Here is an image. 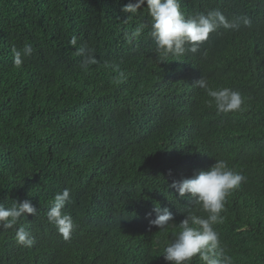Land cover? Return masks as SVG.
I'll list each match as a JSON object with an SVG mask.
<instances>
[{"label": "trees", "instance_id": "obj_1", "mask_svg": "<svg viewBox=\"0 0 264 264\" xmlns=\"http://www.w3.org/2000/svg\"><path fill=\"white\" fill-rule=\"evenodd\" d=\"M135 2L0 0V205L37 209L0 226V264H169L163 248L180 221L208 215L170 185L216 160L246 177L214 225L221 246L233 264H264V0H180L186 18L219 11L237 26L164 61L147 7L122 11ZM26 44L17 67L13 50ZM89 52L98 63L85 69ZM202 77L238 91L241 108L218 112ZM64 189L68 240L47 220ZM156 204L174 225L150 226ZM20 227L31 247L17 243Z\"/></svg>", "mask_w": 264, "mask_h": 264}, {"label": "clouds", "instance_id": "obj_2", "mask_svg": "<svg viewBox=\"0 0 264 264\" xmlns=\"http://www.w3.org/2000/svg\"><path fill=\"white\" fill-rule=\"evenodd\" d=\"M144 6L151 17L149 35L155 43V51L161 61L170 55L181 57L188 52L196 53L199 45L207 41L209 34L218 26L225 29L237 26L219 11L186 18L181 11L180 0H136L135 3L125 5L122 11L134 14ZM243 23L246 26L250 25L246 18ZM140 33L141 29L138 28L131 35L138 37ZM71 43L75 45V38ZM13 51V62L19 67L23 63V58L30 56L33 49L30 44H26L22 50ZM84 52L85 49L81 48L77 54L83 55ZM97 63V59L89 52L82 67L87 69L89 65ZM195 84L206 90L207 95L212 98L210 103H215L218 112L228 113L241 108L243 100L238 91L229 88L213 90L208 87L203 77ZM245 180L243 174L229 169L224 160H216L208 170H201L192 178L174 180L170 187L175 189L178 196L187 197L191 204L199 205L208 215L206 218L191 212L185 215L179 223L180 230L163 248L164 260L169 264H190L194 257H198L204 264H233L232 257L221 246L220 236L214 225L223 222L221 213L226 197ZM70 199L69 190L64 189L55 195L53 206L47 211L48 222L65 240L70 239L75 227L71 216L63 211ZM152 211L155 213V219H150V226L162 230L175 224L174 215L168 208H161L156 204ZM36 212V207L29 200L16 201L9 208L0 205V226L12 228L22 216L35 215ZM15 239L18 244L26 247H31L34 242L24 227L17 229Z\"/></svg>", "mask_w": 264, "mask_h": 264}]
</instances>
